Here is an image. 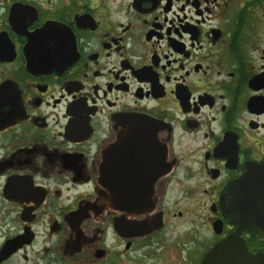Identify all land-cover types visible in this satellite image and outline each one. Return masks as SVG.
<instances>
[{
  "label": "flooded vegetation",
  "instance_id": "af4514ba",
  "mask_svg": "<svg viewBox=\"0 0 264 264\" xmlns=\"http://www.w3.org/2000/svg\"><path fill=\"white\" fill-rule=\"evenodd\" d=\"M263 163L264 0H0V264L264 252Z\"/></svg>",
  "mask_w": 264,
  "mask_h": 264
},
{
  "label": "water",
  "instance_id": "95a60500",
  "mask_svg": "<svg viewBox=\"0 0 264 264\" xmlns=\"http://www.w3.org/2000/svg\"><path fill=\"white\" fill-rule=\"evenodd\" d=\"M251 174L256 173L258 174V180L264 183V163L260 166H253L250 170ZM250 173L243 175L239 180L236 182H232L228 184L222 191L221 195V210L224 213L225 217L228 218L232 223H237L240 225L241 228H247L253 233H263L264 234V225L256 224L255 222L260 220L262 221L263 218L255 217L253 218H240L239 214L236 213L234 208V203L232 202L233 197L236 194L237 187L243 185ZM101 177V178H100ZM99 180L102 181V176L100 174ZM102 186V183H101ZM100 200L104 202L103 191L99 194ZM240 229H237L234 232V235L231 236L228 240L224 241V243H220L214 246L213 250L210 251L207 255H205L202 264H264V252H257L255 254L249 253L244 245L238 248L235 253L230 254H222L224 262L221 263V256L219 255L222 252L226 245H233L235 237H239ZM235 245L238 247L237 243ZM235 247V246H234Z\"/></svg>",
  "mask_w": 264,
  "mask_h": 264
}]
</instances>
